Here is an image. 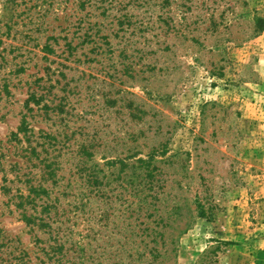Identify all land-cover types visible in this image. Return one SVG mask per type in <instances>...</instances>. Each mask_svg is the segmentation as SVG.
Listing matches in <instances>:
<instances>
[{"label": "rangeland", "instance_id": "obj_1", "mask_svg": "<svg viewBox=\"0 0 264 264\" xmlns=\"http://www.w3.org/2000/svg\"><path fill=\"white\" fill-rule=\"evenodd\" d=\"M82 1L0 0V264H264V0Z\"/></svg>", "mask_w": 264, "mask_h": 264}, {"label": "trees", "instance_id": "obj_2", "mask_svg": "<svg viewBox=\"0 0 264 264\" xmlns=\"http://www.w3.org/2000/svg\"><path fill=\"white\" fill-rule=\"evenodd\" d=\"M86 3H88V1L87 0H84V1H82L80 3V6H83L84 9H86V5H87ZM121 18L119 20V26H122V25H124V24H126L128 22V16L127 15H125L124 17H121ZM97 27H98V24H95L94 26H92V24L89 23V24H87V27H86L85 24L83 25L82 23H80L78 26H76L77 30L75 31L74 37L77 36V34L79 32H84V30H85L84 35L82 37L79 36V39H81V40L76 45H73L74 44V41H75L73 38L66 37L64 39V40H66V43H65L66 50L68 49L71 52H73L74 50L77 49V47L80 44L95 43V40L97 39L98 34H94V33L91 34L90 32L91 31H94V28L96 29ZM256 30L257 31H260V32L261 31H264V19H257L256 20ZM99 31L100 30L97 29V33ZM52 40H54L55 43L58 44V38H54L53 37ZM1 43H2V40L0 39V44ZM46 50H48L51 53H54L55 52V49H53L52 46L49 45V44L46 45ZM70 55H73V53H70ZM32 98H34V100H35V96L34 97L32 96ZM37 103H38V101H37ZM46 107H48V105ZM27 130H28L27 127L22 126V128H20L19 131L22 132V133H24V136L26 137L27 136V132H28ZM15 136H17V134ZM32 151H33V153H36V148H33ZM83 153H84V148H83ZM127 158H129V157H127ZM123 161H121V163H122V165L124 167H126L125 162H123ZM140 163L143 166H146L147 169H148V174H147L148 188L150 189V192H152V193H149V194H150V196H151L152 199H155L156 200V199H158V196L161 195V193H160V191H156L154 189L153 185H154V182H155L154 180L157 177L156 172H159L160 169H159L158 166H154V165L151 168V166H152V161L151 160L150 161L141 160ZM52 172H54V171H52ZM86 175H87V184H88V186H95V184L98 183V173L96 172V170L94 169V167L93 168L86 169ZM151 190H154V191H151ZM29 191H30L29 195L25 196L24 194H20L19 197H18L19 199H21V201H20V203H18L17 208L18 209L20 208V209H23L24 210L23 211V215H22L24 221L27 223L28 226H37L38 225L40 227H42V226L52 227L48 223L47 224L45 223V225L41 224V223H43L42 220L40 221L41 223H38V219L39 218L36 217V216H34L33 214H30L29 215L28 214V211H27L28 209L26 208L27 207V204H31V203L35 202V198L40 197L41 194L49 195L48 191L45 188L41 187V186L40 187H34L33 186V187L30 188ZM136 192H137L136 195L143 194L141 191H138V190H136ZM32 194H34V197L31 196ZM86 196L87 195H84L82 201L85 200V197ZM45 210L48 211V207L45 208ZM168 227H166V228H168ZM152 232H154V231H152ZM165 234L166 233L163 232V234L160 233L159 235H161L162 237H164ZM148 236H151V234H149ZM155 252H158L157 249H155V248L150 249V253L151 254L154 255ZM167 253H168V250H165V254H167Z\"/></svg>", "mask_w": 264, "mask_h": 264}]
</instances>
